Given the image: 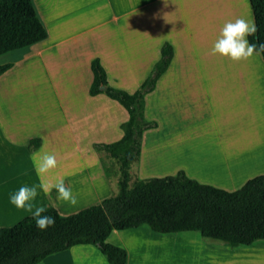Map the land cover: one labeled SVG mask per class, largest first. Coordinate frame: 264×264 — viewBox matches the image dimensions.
Instances as JSON below:
<instances>
[{"label":"rangeland","instance_id":"374dc122","mask_svg":"<svg viewBox=\"0 0 264 264\" xmlns=\"http://www.w3.org/2000/svg\"><path fill=\"white\" fill-rule=\"evenodd\" d=\"M31 1L48 37L0 56V67L11 65L0 76V202L5 194H13L22 186L38 185L41 180L32 157L51 152L56 155L57 168L45 181L54 183L62 177L78 203L71 206L57 200L55 189L50 196L38 189L33 204L53 207L59 215L68 216L98 205L117 192L118 177L113 175L116 167L106 161L111 173V178H107L102 166L105 156L97 153L94 146L118 141L122 137L119 125L127 120V115L120 105L103 94L90 97L89 69L86 76L71 75V52L63 54L56 50L71 46V19L72 33L76 35L74 46L82 48L77 57L98 51V44L92 42L94 38L109 47L111 40L121 42L122 38L115 35L120 23L113 18L122 8L131 10L136 3ZM149 1L139 0L142 5L139 14L143 18L149 11L158 13L165 7L167 19L172 13V3H176V0H158L149 5ZM204 2L207 0H196L192 5L190 0L188 11H200ZM234 8L236 18L248 17L253 21L249 0H236ZM222 26L217 28L216 37L210 32L211 44H204L199 43V38L205 40L208 33H203L201 25L195 50L182 55L185 61L181 62L180 57L175 60L169 73L176 75L175 79L162 81L146 95L144 119L151 127L144 132L139 162L131 168L133 177L160 179L183 172L189 179L198 181L191 176L198 177L201 184L231 193L264 175V63L260 55L240 62L210 55ZM110 32L113 35L106 41L102 36ZM59 41L63 46L53 45ZM129 45L130 49L121 58L126 72L119 78L122 87L131 92L139 89L148 61L138 60V53ZM42 48L47 50L38 56L37 51ZM183 78L189 79L188 83L179 81ZM189 113L204 117L203 132L187 142L183 155L186 159L172 157L162 145L166 117ZM153 139L160 144L156 150H151ZM237 141L241 148H236ZM31 215L26 211L18 220L9 219L0 228L11 227ZM106 243L126 251V264H264V241L249 247H231L205 239L197 232L158 234L142 226L113 231ZM70 253L77 256L71 258L70 264H107L92 245L73 247Z\"/></svg>","mask_w":264,"mask_h":264},{"label":"trees","instance_id":"16d2710c","mask_svg":"<svg viewBox=\"0 0 264 264\" xmlns=\"http://www.w3.org/2000/svg\"><path fill=\"white\" fill-rule=\"evenodd\" d=\"M258 32L250 43H264V0H249ZM47 38L31 0H0V56L21 50ZM264 63V53H261ZM173 48L165 43L160 59L133 93L108 85L99 59L90 63V97L104 94L126 112L120 125L122 137L113 143L96 144L107 178V162L116 167L117 192L100 204L78 213L61 216L45 207L55 224L44 231L36 227L33 215L11 227L0 228V264H39L47 257L78 245H92L107 264H126L124 249L106 243L113 231L142 226L158 234L197 232L201 237L231 247H249L264 241V175L247 181L235 192H225L189 179L183 172L165 178L139 180L130 173L141 156L142 138L151 127L144 119L145 97L166 72ZM11 68L0 67V76ZM104 88L103 90L101 88ZM107 161V162H106Z\"/></svg>","mask_w":264,"mask_h":264},{"label":"crops","instance_id":"0c3cea01","mask_svg":"<svg viewBox=\"0 0 264 264\" xmlns=\"http://www.w3.org/2000/svg\"><path fill=\"white\" fill-rule=\"evenodd\" d=\"M128 1H130L131 4L133 5H135L136 3V5L133 6L131 10H128V8H122V11L113 18L114 21L121 24V25L119 24L117 33L115 35L121 37L122 41L121 42L116 41V43H114L115 41L112 42V40L109 41L107 38L112 37L113 35L112 32L106 33L105 36L104 35L102 36L105 38L106 41L110 42L111 47H109V45H107L106 42L100 43L99 38L98 39L94 38L92 42L94 44L95 43L98 44L97 45L98 51H96L94 54H89L86 57L80 56L81 55L80 52L82 49L80 46H74L73 38L76 35H73L72 33L73 21L71 19V46L66 48L62 47L60 51L56 50L57 53H63V54L71 52V75L72 74L78 75L80 73H83L86 76L88 69L91 74L90 63L93 59L97 58L99 59L101 65L106 71L108 85L120 90L124 89L123 91H125L126 89L122 87L123 83L122 80L120 79L121 77H123V73L126 72L124 70V67L121 66V58L124 56V53H126V51L130 49L129 44H132L133 49H135V51L138 53L137 55L138 60L145 58V60L148 61V64L146 65L145 73L141 78V83H140L141 85L142 82L149 75L154 64L160 59V49L162 45L168 43L173 48V58L166 72L157 80L155 85L156 88L157 84H160L162 81L163 83H165L168 79L170 80L175 79L176 75L173 76L169 74L172 67L174 66L175 60L178 57H180L181 62L185 61L186 58L183 57L182 55L183 54L185 55L186 53L195 50L198 41L197 32L199 33L203 31V33H208L205 40L199 38V43L211 44L212 33H214L213 38L216 37V33L218 30L217 28L221 24L224 25L225 22L234 21L236 18V11L234 8L236 0H207V3L204 2L202 7L200 8V11L198 12L193 9L191 12L188 11L190 0H176V3H172L173 4L171 7L172 13L168 14L167 19H165L164 16L165 14H167L165 7L160 8V11L158 13L156 11L154 12L149 11L148 14L146 15V18H143L139 14L140 6H142L139 3V0H128ZM157 1L158 0H150L148 4L153 5ZM191 2H193L191 4L194 5L195 4L194 2H196V0H191ZM121 5H123V2H121ZM144 5L145 4L143 3V6ZM249 7H250V3H249ZM250 11H251V7H250ZM201 25H203L204 28L202 31L199 30ZM210 32L212 33L210 34ZM53 45L57 47L63 46L60 41ZM45 50L47 49L42 48L38 50L37 51L38 56H42ZM77 50L79 52H77ZM76 54H80V55L77 57ZM72 59L74 61H72ZM180 65L182 64L180 63ZM183 68H184V64H183ZM189 79L192 78L189 77ZM189 79L183 78V79H179V81L188 83L187 81ZM91 81H92V74H91L90 84ZM126 92L133 93L134 91L130 92L126 90ZM203 122H204V117L198 113L196 114L189 113L185 115L181 114L180 116H177L175 118L166 117L164 131H163L164 142L162 143L164 151H166L172 157H176L179 159L182 158L186 159L187 157L185 156L183 157V155L185 148L188 146L187 142H189V139H192L198 133L203 132L204 129ZM239 141H237L236 143L238 144ZM151 144H152L151 150H156L158 149V147H160V144L155 139L152 140ZM237 144H236V148L242 147V146H238ZM191 178L200 181L198 177H197L198 179L193 176H191ZM11 194L12 193L5 194L3 196L2 202H0V226H4V224H6L5 222H7L9 219H13L17 217L18 220V218L26 214L25 210H18L15 206H13L10 203L9 197ZM78 246H85V245H78ZM71 249L57 254H53L47 257L46 259H44L43 261H41L39 264H64V263L70 264L71 258L77 257V256H71L70 253Z\"/></svg>","mask_w":264,"mask_h":264},{"label":"clouds","instance_id":"9594fccd","mask_svg":"<svg viewBox=\"0 0 264 264\" xmlns=\"http://www.w3.org/2000/svg\"><path fill=\"white\" fill-rule=\"evenodd\" d=\"M258 28L254 21L238 17L234 21H227L222 26L220 33L210 50V55L220 56L233 62L248 61L254 55L264 53V43H250L249 36H255ZM33 167L41 182L38 185L22 186L9 197L10 203L18 210L31 212L36 221V227L44 231L55 224V219L48 215L43 206L36 207L33 201L37 197L38 189L46 196H50L53 189L56 190L57 200L75 206L78 201L72 190L66 187L64 179L58 178L54 183L46 182L45 177L57 168V158L54 153H36L32 157ZM144 259H149L146 254Z\"/></svg>","mask_w":264,"mask_h":264},{"label":"bare ground","instance_id":"6f19581e","mask_svg":"<svg viewBox=\"0 0 264 264\" xmlns=\"http://www.w3.org/2000/svg\"><path fill=\"white\" fill-rule=\"evenodd\" d=\"M246 130H248V129H246ZM249 133H251V132H249ZM244 135V134H243ZM239 143V142H238ZM235 144H237L236 142H235ZM238 145V144H237Z\"/></svg>","mask_w":264,"mask_h":264},{"label":"water","instance_id":"95a60500","mask_svg":"<svg viewBox=\"0 0 264 264\" xmlns=\"http://www.w3.org/2000/svg\"><path fill=\"white\" fill-rule=\"evenodd\" d=\"M101 89L103 90L104 88L102 87Z\"/></svg>","mask_w":264,"mask_h":264}]
</instances>
